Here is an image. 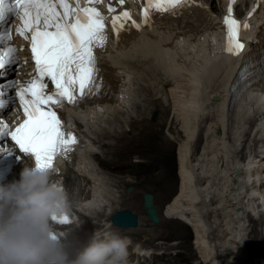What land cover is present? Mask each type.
I'll use <instances>...</instances> for the list:
<instances>
[{
    "label": "bare ground",
    "instance_id": "6f19581e",
    "mask_svg": "<svg viewBox=\"0 0 264 264\" xmlns=\"http://www.w3.org/2000/svg\"><path fill=\"white\" fill-rule=\"evenodd\" d=\"M215 1L207 0L212 11L210 14L187 16L181 21L175 22L160 21L153 26L147 25L146 31L144 30L145 32L141 35L131 36L114 48L115 53L112 61L127 75L128 85L124 93L126 98L119 104L104 107L103 114L92 111L96 125L91 124L88 130L90 134L94 133L96 129H99L98 123H102L108 115L110 117L111 115H125L124 108L132 106L129 94L131 93L130 85H135V77L139 76L138 78L149 84L144 90L150 97L149 103H147L154 105L155 112L162 110L161 113L159 112L160 117L156 121H150L145 112L139 122L132 117L127 125L131 132L135 129L133 124L138 126L140 123L138 128L144 126L139 129L138 135L133 133L134 135L127 136L125 133L127 131L124 132V130L118 136L105 132L98 134L99 140H94L95 147L96 144L104 143V140H116V146L114 145V148L110 146L108 149L120 151L116 156L104 158V161H100L99 157L97 162L109 167L124 153L127 155L135 152L132 145L138 143L141 136L149 146L152 139L161 137L163 141L158 149H163L167 154L175 144L172 143L173 139L168 140L162 135L163 130H169L173 124V121L171 124L167 120H161V115L165 117L169 112L163 104L164 94L162 93L166 92L164 101L172 104L175 121L180 120V129L173 134L176 136L175 139L182 137L183 141L178 153L180 193L167 204L164 216L170 217L171 220L178 219L177 224L185 229H187L188 223H191L205 264H219L221 257L228 260L226 264H240L241 253L244 250V235H246L244 227L249 222L250 227L253 225L252 233H255V235L253 234L255 236L254 244L251 245L252 252H254L255 259H259V264H264V260H261L264 256V248L258 244V239H260L259 243L264 244V237L258 236L257 229L261 222L253 219L244 221L246 214L250 215L249 212H252L251 209L247 211L250 202L253 211H259V203H264V185L259 184L264 180V164L255 162L254 154L255 151H258L257 149H254V154L249 156L251 159H245L248 160L246 164H243L245 162L243 160H240L243 161L241 163L231 159L235 145L242 139L247 145L251 137L254 136L252 142L264 144V125L262 126L260 122L264 119V94L248 91L232 106L231 110L228 108L227 93L229 89L227 86L237 73L239 62L238 58L236 60L229 57L221 45V30L217 18L214 16L219 9L214 5ZM226 2L227 0H221V6ZM242 9L239 6L238 11L242 13ZM253 17V28H258V34L264 32V18L258 14ZM213 38H215V43L212 42ZM180 56L185 60L181 61ZM209 109L212 110V113ZM205 128L206 141L204 139L203 149L199 152L201 146L197 144L203 138V136L201 138L203 134H200L199 130L202 131ZM218 129L222 133L220 136L216 134ZM126 139L130 140V143ZM193 139L196 141L195 144ZM124 145L130 146L123 154H120L125 147L121 149L119 146L123 147ZM96 154L94 151L88 153L84 158V163L87 162L84 164V171L92 177L93 191L91 200L87 202L86 206L89 208L91 205H95L93 211H97L99 218L111 221V216L124 211V207L121 206L123 204L117 203L119 206L111 205L106 212L98 211L103 205L114 201L116 196L114 197L113 193H108L109 186L106 187L104 182L101 183L96 174V167L94 168L92 165L94 162L92 159ZM158 154L160 156V153ZM240 155L241 159L245 158L241 152ZM236 157L238 158V156ZM149 159L151 158L149 157ZM167 160L171 165L172 157ZM167 160L165 161L167 162ZM125 163H127L126 160ZM237 169L242 170V174L239 176L236 173ZM235 180L238 184L235 183ZM241 185L246 188V190L243 189L246 193L240 189ZM100 190L101 193L102 190L104 193L99 194ZM242 198L245 203L248 201L244 205L240 202ZM238 206L244 208L243 213H237ZM255 206H258V209H255ZM207 207L209 210L206 211ZM143 208L145 212L148 210L145 205ZM152 209L155 214H159L155 200ZM208 217L209 220L214 221V227L209 228L207 225L206 221L208 220L205 219ZM142 221L144 220L140 221L139 227H142ZM122 231L132 232L131 230ZM226 247H230V251H225Z\"/></svg>",
    "mask_w": 264,
    "mask_h": 264
},
{
    "label": "snow or ice",
    "instance_id": "6c2138e0",
    "mask_svg": "<svg viewBox=\"0 0 264 264\" xmlns=\"http://www.w3.org/2000/svg\"><path fill=\"white\" fill-rule=\"evenodd\" d=\"M102 0H88L100 3ZM196 0H147L143 10V24H150L152 13L176 15ZM0 0V25L10 17H19L21 26L17 33L28 40L35 62V75L27 85L19 86L15 96L26 119L13 130L6 120L0 119V138L10 137L25 156L34 157L37 167L52 168L57 156L67 157L78 146L77 135L65 131L58 115L65 104L78 107L87 98L102 94L105 87L96 50H106L108 34L106 18L95 7H81L80 0ZM124 0H120L123 4ZM236 0H229L228 14L223 18L226 29V51L239 56L245 45L241 42L242 30L249 29L248 20L243 23L233 15ZM204 7L203 3L200 4ZM62 9V11L60 10ZM110 12L116 9L109 7ZM255 11V9H253ZM253 13H249L251 17ZM130 21L139 29L143 25L131 19L124 11L113 16L112 29L119 38L122 29ZM11 28L0 31V75L18 64V49L11 44ZM215 43V38H213ZM248 76L243 67L234 87L242 85ZM45 78L54 84V91H47ZM14 81L0 82V110L7 107L11 98H5L4 89H16ZM7 150V149H6ZM57 224L70 223V217L57 219Z\"/></svg>",
    "mask_w": 264,
    "mask_h": 264
},
{
    "label": "rangeland",
    "instance_id": "374dc122",
    "mask_svg": "<svg viewBox=\"0 0 264 264\" xmlns=\"http://www.w3.org/2000/svg\"><path fill=\"white\" fill-rule=\"evenodd\" d=\"M214 5L219 8L217 10V12L224 10L225 4H223L221 6V0H216ZM220 6H221V9H220ZM181 55H183V54H181ZM179 58L181 59V56ZM184 60L185 59L182 57L181 61H184ZM187 63H189V61H187ZM138 77L137 76L135 77V79H136L135 85H132L134 87L130 86V92L133 93V94L129 93L130 97L132 99V100L130 99V103L132 104V106L124 108V111H125L124 116H118V115L112 116L111 115V117H110V115H108V117H106V119L104 118L102 123H100V124L98 123L97 127L99 129H96V131H95L96 133L95 132L92 133L93 135L98 136V134L105 132V133H108L111 135L114 134V135L118 136L120 134V132L122 133L123 130H124V132L127 131V132H125L127 136L132 135L133 133L138 135L139 129L140 128L142 129L144 126H140V128H138L140 123L138 126L133 124L135 126V129H134V131L131 132L130 127H128L127 125L130 123L132 117H134V119L139 122L142 120V118H143L142 114L145 112V113H147V116L150 119V121H152V120L156 121L157 119H159L160 113L162 110L156 111L157 112V114H156L154 105L148 104L150 97L148 96L147 92L144 90H145V87L147 88L149 84L144 82L143 80H141ZM136 86H137V88H136ZM165 93L166 92L162 93V94H164L163 95L164 96L163 104L165 106L164 108L167 109L169 112H168V115L165 117H163L161 115V118H162L161 120H167L169 123H171L173 121V124L171 123L172 125L169 128V130L164 129L162 135L168 140L173 139L172 143L175 144V146L174 145L172 146L173 150L171 148L170 151L168 153L166 152L167 154H165L163 149L162 150L158 149L161 147V144L163 141V140H161L162 139L161 137L157 138V139H152L150 146H149L147 141L145 139H143L144 137L141 136L140 137L141 139L138 140V143L132 145V147L134 146L133 150L135 152L128 153L127 155H124L125 154L124 152L126 151V149H128V147L130 145L129 146L124 145L123 147L119 146V148H121V149L125 147L124 149H122V153H120V154L124 153L123 156H120L119 158H117L116 161L113 164H111V166L109 165V167L108 166L105 167L103 165H100L97 162V160H98L97 158L100 157V161H104V158L113 157V156H116L117 154H119L118 151H120V150L115 149L113 151H110L108 149V147H110V146L114 148V145L116 146L117 141L116 140L115 141L104 140V143L96 144V147H97V145H99V148H98V152L96 151L97 154L92 159L95 162V163L93 162L92 165L94 166V168L96 167L95 168L96 174L100 178V182L101 183L104 182L106 187L109 186L110 190H108V193L109 194L113 193L114 197L116 196L115 197L116 199L114 201H110L111 203H107V204L103 205L101 208H99V211L106 212L111 207V205L112 206L113 205L119 206L117 203L123 204L121 206L124 207V211L125 210L132 211L135 215L138 216L139 220L141 219V220L145 221V224H144V221H142V224H143L142 227H139L138 229L135 230L137 233H141V234H133L132 235V237L140 238L141 240H144V241L147 240L148 238H150V235H148V233H151V235H155V236L160 235L159 232L152 233V232H148L149 230L150 231H153L155 229L156 230H163L164 236H166L168 238L165 237L166 239L160 241L158 244L161 246L162 249H166L167 251L171 250V252H169V253H171L169 256L171 259L169 261H159V264H205V260H204L202 253H201V250L199 249V246L195 242V238H196L195 235L196 234L194 233V229H193V226L191 225V223H188L189 225H187V229H185V228H183L177 224L176 221H179L178 219H172L171 220L170 217L164 216V214L166 213L167 204H169L175 198V196H177L180 193V189H179V187H180V175H179V165H178V162H179L178 161V153H179L180 147L182 145V141H183L182 137H180L179 139H175L176 136L173 134V132H177L180 129V120L175 121V119L173 118L174 112H172L173 111L172 106H171L172 104L170 105V102L168 103V101H164L166 99ZM210 109H211V107H210ZM210 109H209V111L212 113V110H210ZM263 120L264 119L260 120L262 126H263V123H262ZM153 123H155V122H153ZM259 126H260V123H259ZM100 131H102V132H100ZM199 132H200V134L201 133L203 134V135H201V138L203 136V138L201 139L202 141L201 142L199 141L200 143L197 144V145L201 146V147H199V152H200V150L203 149L204 143L206 141V139H205L206 138V128H205V130H202V131L200 129ZM238 135H240V134H238ZM98 137L95 139H98ZM199 137H200V135H199ZM243 137H241V138H243ZM194 139H193V143L195 144L196 141H194ZM204 139H205V141H204ZM252 139L254 140V136L251 137V140H250V142H248L247 145H244V147H242L241 151H240V147H241L242 143L238 142L235 145V150L231 154V159L233 161L237 160L239 162L241 160L240 152H241V154H243L242 156L245 155L244 156L245 159H251V157H249V156L252 155V153L254 154V152H253L254 149H258L259 151L263 150L262 148H263L264 144L263 145L261 143L256 144V142H254V141L252 142ZM126 140H128V139H126ZM129 141L130 140H128L127 142H129ZM164 141H166V140H164ZM145 151H146V153H145ZM157 152L160 153V156ZM153 153H155V154H153ZM236 156H238V158ZM149 157L151 159H149ZM169 157H172L173 163L171 162V165L168 162L169 160H167V159H169ZM125 160L127 163H125ZM165 160H167V162ZM243 161H240V162L242 163ZM262 164H264V163L262 162ZM242 186L243 185L240 186L241 187L240 189L246 190V188L244 186L243 187ZM129 187L134 188V192L130 195H127L126 189ZM244 192L246 193V191H244ZM145 194H151L154 196V200H155L156 205L159 209V212H158L159 214H157V216L159 218V223H158L159 227L158 228H154V225L149 220V217L146 214L147 212L144 211L145 209L143 208V206H144L143 197ZM257 200H260V199L257 198ZM240 202L244 205L248 201L245 203V201H243V198H242ZM255 207H256L255 209H258V206H255ZM250 209L254 213L258 211V210L253 211L254 209L251 205V202L247 206V211ZM207 210H209V207L206 208V211ZM248 216H249V218H246ZM250 216L251 215L246 214L244 221L245 220L251 221L253 219V220L261 222L260 225L257 227L258 236L260 238L264 237V233L262 234V232H264V215L257 216L256 218H253L252 216L251 217ZM97 217H99V216H97ZM145 217H146V219H145ZM203 217H205V215H203ZM101 219H104V218H101ZM105 219H107V218H105ZM205 220H208L206 222H207V225L209 226V228H211L212 226L214 227V221L213 220H209V217H208V219H205ZM106 221L110 222L109 220H106ZM147 226H148L149 230L147 229ZM252 227H253V225L250 227L249 222H247L245 227H244L245 228L244 233L246 235H244V243H243V249L244 250L241 253V259H240L241 263L240 264H259V261H258L259 259H257V260L255 259L254 252H252V249H251V245L254 244L253 241H254V237H255L254 236L255 233H252V230H253ZM135 231H132V232H135ZM142 233H146V234H142ZM259 240L260 239H258L259 246L264 248V244H262L261 242L259 243ZM156 242L157 241H154L152 244H155ZM172 249H173V251H172ZM241 249H242V247H241ZM225 259H226L225 257H221V259H219V264L220 263L226 264L228 262V260L227 259L225 260ZM261 260H264V256L261 258Z\"/></svg>",
    "mask_w": 264,
    "mask_h": 264
},
{
    "label": "clouds",
    "instance_id": "9594fccd",
    "mask_svg": "<svg viewBox=\"0 0 264 264\" xmlns=\"http://www.w3.org/2000/svg\"><path fill=\"white\" fill-rule=\"evenodd\" d=\"M67 191L50 182L49 169L25 162L20 179L0 184V264H127L128 240L118 232H96L74 256L67 230L57 219L70 217Z\"/></svg>",
    "mask_w": 264,
    "mask_h": 264
},
{
    "label": "water",
    "instance_id": "95a60500",
    "mask_svg": "<svg viewBox=\"0 0 264 264\" xmlns=\"http://www.w3.org/2000/svg\"><path fill=\"white\" fill-rule=\"evenodd\" d=\"M217 134L220 135L221 132L217 131ZM129 192L131 189L128 190ZM144 200V205L148 209L147 213L149 214L151 220L154 223H158L159 219L157 214H155L154 210L152 209L153 203H154V196L151 194H145L143 197ZM138 217L133 214L130 211H121L113 215L112 220L118 224V225H125V226H131V227H136L138 225Z\"/></svg>",
    "mask_w": 264,
    "mask_h": 264
}]
</instances>
